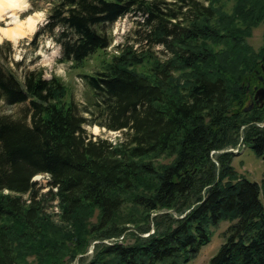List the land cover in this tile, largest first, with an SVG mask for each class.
<instances>
[{
    "label": "trees",
    "instance_id": "1",
    "mask_svg": "<svg viewBox=\"0 0 264 264\" xmlns=\"http://www.w3.org/2000/svg\"><path fill=\"white\" fill-rule=\"evenodd\" d=\"M228 1L51 0L28 46L49 36L74 70L112 47L120 19L141 18L134 44L80 74L117 143L88 135L96 114L63 78L0 44V264H70L131 225L133 244H98L79 264H188L222 222L232 225L209 264H264V177L232 166L241 145L264 160V105L245 112L264 80V48L248 42L264 0Z\"/></svg>",
    "mask_w": 264,
    "mask_h": 264
},
{
    "label": "rangeland",
    "instance_id": "2",
    "mask_svg": "<svg viewBox=\"0 0 264 264\" xmlns=\"http://www.w3.org/2000/svg\"><path fill=\"white\" fill-rule=\"evenodd\" d=\"M51 0H25L24 8L18 11L21 21L25 22L28 18H32L35 21L34 30L30 33L24 34L22 37L17 39H7L3 38L4 41H10L13 44L15 50V57L20 60L24 55L28 58V62L37 59L36 66L45 69V77L49 79L52 74L63 78L66 84L69 86L72 98L81 107L91 108L96 115H86L92 121L91 125H86L85 129L89 136L97 139H108L117 143L122 132H110L106 127L105 118L103 115L97 113V111L92 108V93L89 88L85 85L80 77L82 72L93 73L100 69L103 60L110 59V56L114 53L115 47L118 44H134L136 38V31L139 30L138 22H141V18H136L133 15L127 16L120 19L115 23L111 29L114 41L112 47L106 52H100L95 54L89 60L86 61L84 68L81 70H74L71 68L70 64H62L59 62L61 58L60 47L57 46L49 36L42 37L40 39L39 49L34 51L29 45V41L32 39L35 32L42 27L46 21L51 9ZM228 6L232 1H228ZM13 20L6 16L3 21H0V28H10L12 27ZM249 44L255 50V52L260 51L264 48V21L254 29L252 36L249 38ZM160 52L161 48L155 49ZM163 58V55H160ZM19 108H13V113H17ZM236 156L233 159L232 166L238 173L240 177H243L251 182H256L258 184L262 183L264 177V160L256 155V153L249 147L241 145L240 149L233 150ZM239 152V154H238ZM170 160H161L160 163H169ZM49 178L40 175L34 178V181L38 182L42 186V193L48 192V180ZM25 198H27L25 196ZM47 213L52 215V220L57 224H60V210L57 202H52L48 204L46 208ZM98 220V214H96L91 222H96ZM232 224L230 222H222L215 228H213V237L211 241L203 246L197 255L188 264H209L211 259L219 252L222 245L225 243L227 238V230ZM155 231V225L151 224L150 233L143 235L147 237L149 234H153ZM138 234V230L132 225L127 231L119 238H113L110 240H92L85 254L79 255L70 264H79L84 261L87 263L93 256L95 252V247L98 244H112L115 242L131 245L134 243L135 236Z\"/></svg>",
    "mask_w": 264,
    "mask_h": 264
},
{
    "label": "bare ground",
    "instance_id": "3",
    "mask_svg": "<svg viewBox=\"0 0 264 264\" xmlns=\"http://www.w3.org/2000/svg\"><path fill=\"white\" fill-rule=\"evenodd\" d=\"M24 5L25 0H0V21L6 16L13 20L12 27L0 28V43L3 38L17 39L34 30L35 21L32 18H28L25 22L20 19L18 11L22 10Z\"/></svg>",
    "mask_w": 264,
    "mask_h": 264
},
{
    "label": "water",
    "instance_id": "4",
    "mask_svg": "<svg viewBox=\"0 0 264 264\" xmlns=\"http://www.w3.org/2000/svg\"><path fill=\"white\" fill-rule=\"evenodd\" d=\"M263 71H264V68H263ZM253 99H254L253 103L248 108L245 109V112L251 111L255 105H260L261 107L264 105V88L256 87Z\"/></svg>",
    "mask_w": 264,
    "mask_h": 264
},
{
    "label": "flooded vegetation",
    "instance_id": "5",
    "mask_svg": "<svg viewBox=\"0 0 264 264\" xmlns=\"http://www.w3.org/2000/svg\"><path fill=\"white\" fill-rule=\"evenodd\" d=\"M260 80H261V83H260L261 86L260 87L257 86V88H264V80L263 79H260ZM253 101H254V99H253Z\"/></svg>",
    "mask_w": 264,
    "mask_h": 264
}]
</instances>
